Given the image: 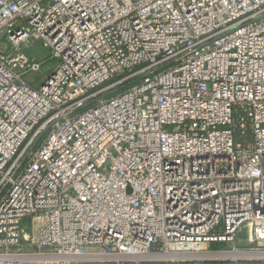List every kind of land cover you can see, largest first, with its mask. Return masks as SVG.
<instances>
[{"label": "built area", "instance_id": "2783aa9c", "mask_svg": "<svg viewBox=\"0 0 264 264\" xmlns=\"http://www.w3.org/2000/svg\"><path fill=\"white\" fill-rule=\"evenodd\" d=\"M144 262L264 264V0H0V264Z\"/></svg>", "mask_w": 264, "mask_h": 264}, {"label": "rangeland", "instance_id": "374dc122", "mask_svg": "<svg viewBox=\"0 0 264 264\" xmlns=\"http://www.w3.org/2000/svg\"><path fill=\"white\" fill-rule=\"evenodd\" d=\"M10 48V47H9ZM26 53L31 57H36L39 60H45L42 72L40 74H31L26 77V81L34 87H38L41 81L57 66L58 61L50 59L48 52L44 50L42 45L34 44L31 48L26 49ZM142 264H152V263H142ZM203 264H208L204 262Z\"/></svg>", "mask_w": 264, "mask_h": 264}, {"label": "water", "instance_id": "95a60500", "mask_svg": "<svg viewBox=\"0 0 264 264\" xmlns=\"http://www.w3.org/2000/svg\"><path fill=\"white\" fill-rule=\"evenodd\" d=\"M129 81H131V80L124 81V82H122V83H120V84H117L116 86L111 87V88H109L108 90L103 91V92H102L100 95H98V96H102V95L110 94V93L116 91L117 89L123 87L124 85L128 84ZM91 101H93V98H92V99H89V100H87V101H85V102H83V103H81L80 105H78V107L85 106V105L89 104Z\"/></svg>", "mask_w": 264, "mask_h": 264}]
</instances>
